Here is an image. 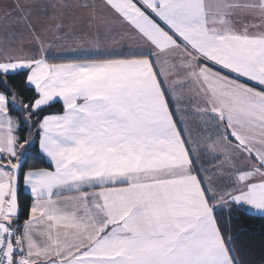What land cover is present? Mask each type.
<instances>
[{
    "label": "snow or ice",
    "instance_id": "obj_1",
    "mask_svg": "<svg viewBox=\"0 0 264 264\" xmlns=\"http://www.w3.org/2000/svg\"><path fill=\"white\" fill-rule=\"evenodd\" d=\"M0 25V264H256L264 0H0ZM101 27L139 47L58 56Z\"/></svg>",
    "mask_w": 264,
    "mask_h": 264
},
{
    "label": "trees",
    "instance_id": "obj_2",
    "mask_svg": "<svg viewBox=\"0 0 264 264\" xmlns=\"http://www.w3.org/2000/svg\"><path fill=\"white\" fill-rule=\"evenodd\" d=\"M21 78L16 77L14 80L10 81L13 86L22 87ZM30 93H26L28 95ZM62 110V106L59 103L52 104L46 109V113H55ZM28 134V129L24 128L22 135L26 136ZM36 147L33 150V158L27 161L25 167H47V161L42 158L39 153L38 146V136L36 137ZM30 197L21 192V206L26 208L30 204ZM233 235H238L239 242L243 246V251L245 256L249 260H253L258 264L261 256L264 255V233L260 231L264 227V219H262L258 214H239L233 213Z\"/></svg>",
    "mask_w": 264,
    "mask_h": 264
},
{
    "label": "crops",
    "instance_id": "obj_3",
    "mask_svg": "<svg viewBox=\"0 0 264 264\" xmlns=\"http://www.w3.org/2000/svg\"><path fill=\"white\" fill-rule=\"evenodd\" d=\"M90 2H95L97 5H100L101 0H90ZM3 33V27L0 25V34ZM87 47V44H86ZM139 47V41L133 39L129 35H125L122 29H115L113 32L105 35L103 27H101V40H100V52H96L95 50L88 52H61L58 56L62 59H79L83 57H96L102 58L106 55H116L122 54L124 51L128 49H137ZM53 62H59L53 61ZM62 106V103H59ZM56 113V112H55ZM189 123L195 125L196 117L193 114L191 106H189ZM39 146V145H38ZM46 160V159H45ZM47 161V160H46ZM48 163V162H47ZM30 197V195H28ZM31 200V197H30ZM31 203V201H30ZM255 214V213H252Z\"/></svg>",
    "mask_w": 264,
    "mask_h": 264
}]
</instances>
